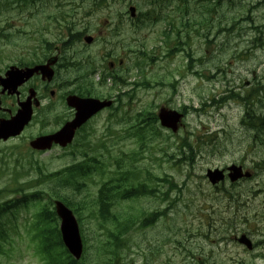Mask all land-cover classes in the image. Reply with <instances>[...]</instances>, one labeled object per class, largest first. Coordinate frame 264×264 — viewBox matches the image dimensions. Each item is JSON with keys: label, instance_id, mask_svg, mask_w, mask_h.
I'll use <instances>...</instances> for the list:
<instances>
[{"label": "rangeland", "instance_id": "rangeland-1", "mask_svg": "<svg viewBox=\"0 0 264 264\" xmlns=\"http://www.w3.org/2000/svg\"><path fill=\"white\" fill-rule=\"evenodd\" d=\"M145 1L113 0L108 7L85 18L79 13L75 19L78 21L84 18L79 21L81 24H91L90 33L97 37V42L89 48L79 43L75 48L85 49L87 53L83 55L91 57L104 70L109 67V62L114 61L117 72L127 76L131 83H143L133 88L135 97L130 106L133 114L147 107L157 112L163 106L181 108L188 105L199 110H189L182 128L175 136L163 129L167 136L155 141L156 145L153 146L149 138L141 142L132 133L129 135L123 129L127 124L113 121L114 117L110 116L109 111L91 123L88 129L93 133L90 136L93 155L105 154L108 173L87 179L81 192L68 190L78 202L76 207L84 218L82 227L88 237L89 261L93 260L98 244L96 238L102 232L97 219L91 216L94 211L92 204L102 180L116 170L117 159L129 164L131 156L135 155L137 160L134 163L142 169V175H146V169L158 177L173 175L178 186L172 187L170 183L163 184L160 181V192L156 196L123 201L118 205V210L127 213H134L138 209L166 211L165 216L158 218L150 227L132 233L131 249L126 251L127 261L124 264H264V236L259 232L249 234L258 243V247L255 251H248L232 238L221 242L223 234L209 227V223L216 218L214 210H223L226 201L213 199V195L218 193L203 177L208 168L226 167L231 163L252 168L255 161L264 158V143L254 142L250 132L242 125L245 115L243 104L246 105L242 98H246L255 88L264 86V49H260L264 46L251 43L263 37L264 7L247 8L242 1L236 7L229 8L226 5L219 6L212 0L197 6L192 0L188 12H181V0H172L169 8L167 4L157 5L164 8L157 22L138 28L139 21L134 26L127 13L128 7L130 4L135 5L139 13L142 9L146 10ZM44 6L43 12L40 10L41 3L22 12V31H33L22 39L17 37L11 42L0 41V53H34V49L37 53H45L48 46L43 47L40 41L59 44L60 36L56 35L55 27L46 24L47 12L54 10V7L51 4ZM65 9L72 10L68 7ZM9 11L8 15L15 12L12 9ZM121 14L126 20L120 24V36H112L110 32L116 27ZM19 19V16L14 15L11 21ZM105 20L108 22L105 23ZM255 26L262 29L261 34L250 31ZM37 29H40L39 42L37 36L29 37ZM166 33L172 43L171 49L178 50L179 44L181 47L180 51L171 56L167 52ZM120 37L128 38L125 46L116 40ZM143 48L154 53H146L142 66L133 68L130 57ZM127 57L130 69H120L118 61ZM253 80L258 82L251 85ZM144 82H149L151 86ZM160 82L167 85L160 86ZM110 84L108 82L104 86L106 91H109ZM248 87L253 88L250 90ZM231 91L242 96L230 97ZM263 93L264 89L260 95ZM222 97H227L222 104L213 101L215 99L218 102ZM249 98L253 100L257 113H260L258 107L264 103V98H261V103H256L254 94ZM183 139H189L199 148L193 161L194 169L186 165L178 168L172 166L173 160L169 155L173 159L179 156L176 148ZM23 158H28L24 151L22 166L17 167L14 163L10 165L8 172L13 176L4 172L0 174V189L14 188V177L23 181L37 178L38 173L30 164L32 160H37L49 172L61 170L74 161V155L58 154L55 151ZM244 181L238 188L248 190L254 187L257 193L252 198V204L256 206L262 203L264 171L251 182ZM225 187L229 188L230 185L226 184ZM221 192L224 193V189ZM84 200L87 201L86 205H82ZM32 212L34 209L19 212L16 226L5 243V253L0 255V264H44L37 251L33 231L28 228L29 223L22 219L23 215ZM29 219L34 220L33 217ZM155 244L160 249L152 258Z\"/></svg>", "mask_w": 264, "mask_h": 264}, {"label": "trees", "instance_id": "trees-1", "mask_svg": "<svg viewBox=\"0 0 264 264\" xmlns=\"http://www.w3.org/2000/svg\"><path fill=\"white\" fill-rule=\"evenodd\" d=\"M22 1L29 2L30 0ZM91 2L95 8H99L107 3L108 0H92ZM142 54H144L141 59L143 61L146 52ZM142 61L138 60L134 66L136 68L141 67ZM144 84L148 85L149 82H144ZM138 121L140 136L145 137L148 133H151L152 136L160 135L161 132L157 126L158 118L155 111L150 108H145L138 114ZM262 124L264 127V117L262 119ZM257 136L258 138L264 137V132H259ZM189 147L191 155H195L192 146L189 145ZM189 152L187 154L188 157L190 156ZM83 155L84 159L82 161L50 175V177L53 178L52 185L42 184L32 195H25L22 198V203L27 202L29 198L35 200L41 199L43 196L47 198L46 203L39 211L37 234L39 239L38 249L43 255L46 264H118L122 256V250L126 247L127 242L123 235L136 226L145 228L153 222L154 217L148 214V211L140 210L137 214H124L118 210V205L124 199H134L142 195L156 196L157 189H153L151 183L160 179L149 170L146 176L143 177L141 175V169L133 166L129 167L123 162V164L118 165L119 169L116 175L111 176L109 180L102 184L92 204L94 211L91 216L97 219L100 230L102 231L98 233L99 237L96 238L98 244L93 260L92 262L89 261V256L86 253L87 251L81 260H75L62 242L58 228V217L55 213L52 199L53 197H57L63 200L80 215L81 220L84 219L80 214V210L76 207L78 202L74 196L68 193V188L73 187L76 188L77 192H81V189L86 185L84 182L80 181L90 176L98 169L104 171V164L102 161L91 158L86 152H84ZM135 159L136 158L133 157L132 160ZM178 162H180V160H178ZM167 181L170 182L172 187L176 186L173 179ZM23 190L22 187V191ZM86 204L87 201L84 200L82 205ZM1 206L2 209H0V214L12 208L7 207L6 203ZM84 237L87 242L88 237L86 235Z\"/></svg>", "mask_w": 264, "mask_h": 264}, {"label": "flooded vegetation", "instance_id": "flooded-vegetation-1", "mask_svg": "<svg viewBox=\"0 0 264 264\" xmlns=\"http://www.w3.org/2000/svg\"><path fill=\"white\" fill-rule=\"evenodd\" d=\"M247 2L251 4L252 0H247ZM258 2L264 5V0H258ZM28 54L0 53V124L12 120L25 102L30 101L33 109L32 122L26 126L23 133L0 140L2 157L7 161L17 159L19 164H22V137L26 135L25 132L28 128L35 126V135L26 136V139L30 142L38 136L58 132L65 124L75 118L76 109L70 106L69 96L77 95L83 98L94 97L99 99L113 98L115 103L118 101L117 98L121 97L120 91L114 93V91L104 89V69L100 65L92 73L94 77L90 76L86 81L78 73L79 70L75 75H70L68 73L70 67H72L71 69L79 68V64H76V61L71 58L73 53L69 54L70 56L68 55L67 59L64 58V53H58V61L52 65L55 70L53 77L44 76L42 72H38L22 82V70L47 64L53 55L39 53L40 56L38 55L29 60ZM109 64L113 68L116 67L113 62ZM81 129L77 130L76 133H79ZM263 138L260 137V139ZM72 146L73 143L66 147L53 144L51 150L68 152V149ZM32 151L36 152L34 149ZM229 199L233 207H242L241 210H237L238 213L242 212V215H244L245 212H248L247 208H249L251 200L250 193L230 194ZM262 205H264V201ZM247 222L248 220L245 219L243 223ZM261 228L264 233V220Z\"/></svg>", "mask_w": 264, "mask_h": 264}, {"label": "water", "instance_id": "water-1", "mask_svg": "<svg viewBox=\"0 0 264 264\" xmlns=\"http://www.w3.org/2000/svg\"><path fill=\"white\" fill-rule=\"evenodd\" d=\"M132 13H135V8H131ZM92 37H87V41H91ZM33 71H29L30 76ZM72 100H77L78 102H72ZM70 104L76 105L78 108V117L74 122H72L69 126H66L64 130L59 132V135L61 138H57L56 140H60L61 143L66 145L68 142H70L74 136L75 129L78 126H81L82 123H84L94 112H97L99 109L109 106L111 102H100L99 100L96 99H79L76 97H73L72 99L69 100ZM182 114L179 113L176 110H167L165 108H162L159 112V118L161 120L162 125L172 128L174 131H177L179 128L178 122L181 119ZM29 118V112L27 111L26 114L25 112L22 113V116L19 117V120L22 119V126L25 124V122ZM70 127V130H69ZM11 127L8 126H3L0 128V137L3 132H8L10 131ZM67 131H69V136L66 135ZM12 134V133H11ZM48 138H39L37 141L32 142L34 146H42L44 147L42 143L45 142ZM50 146V145H47ZM231 170L234 171V174H232V178L235 180L238 177L242 176L241 173V168H238L236 166L230 167ZM208 176L210 177L211 180L215 182L216 178L218 180L223 178V172L218 169L216 170H209L208 171ZM57 206V212L59 216L62 219V225H61V233L63 237V241L71 251V253L76 257L80 258L83 254L84 250V244L83 240L81 237V232L79 228L78 221L71 209H69L63 202L57 201L56 202ZM240 241L242 243H246L249 246L250 242L244 238H241Z\"/></svg>", "mask_w": 264, "mask_h": 264}, {"label": "bare ground", "instance_id": "bare-ground-1", "mask_svg": "<svg viewBox=\"0 0 264 264\" xmlns=\"http://www.w3.org/2000/svg\"><path fill=\"white\" fill-rule=\"evenodd\" d=\"M260 138V137H259Z\"/></svg>", "mask_w": 264, "mask_h": 264}]
</instances>
